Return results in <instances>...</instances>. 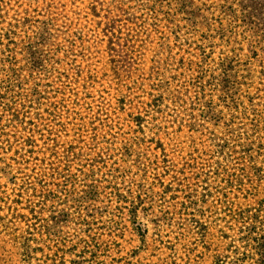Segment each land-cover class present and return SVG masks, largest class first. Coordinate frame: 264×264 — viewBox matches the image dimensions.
<instances>
[{
    "label": "rangeland",
    "instance_id": "374dc122",
    "mask_svg": "<svg viewBox=\"0 0 264 264\" xmlns=\"http://www.w3.org/2000/svg\"><path fill=\"white\" fill-rule=\"evenodd\" d=\"M5 1L6 7L0 3L1 93L8 92L6 81L16 83L15 78H10L11 69L19 71L17 78L24 81L25 86L22 94L12 89L6 96L21 101V95L26 96L35 84L40 86L42 94L48 83L51 84L49 90L53 91L61 84L55 78L57 75L73 76L76 67L80 66L83 70L81 84L91 68L103 78H100L102 89L107 91V94H102L104 99H100L96 90L90 88L95 98L94 112L85 107L78 109L80 117L75 121L91 122L99 111L107 115L110 126L99 131L98 137V147L106 152L101 169L96 170L94 178L90 177L96 151L91 145L93 133L86 131L80 137L79 145L84 156L74 160L67 173L70 182L64 193L59 194L62 205H54L51 210L65 211L69 215L68 220L57 228L59 239L42 245L43 251L38 259L47 257L51 262L60 249H66L68 264H85L92 259L88 254L92 251H96L99 263L130 256L132 264H212L216 249L222 251L226 244L231 243L233 247H238L237 251L243 252L238 238L226 240L217 235L216 231L220 229L230 233L224 224L219 223L213 228V223L224 216L220 214L225 210L223 195L234 198L239 190V187H228L226 181L233 178L232 175H240L244 165L253 162L262 167L264 176V0ZM92 6L100 16L98 21L114 25L123 44L128 43L127 39L136 40L134 60L123 45L116 47V55L118 64L123 67L119 80L125 84L122 90L128 95L126 109L143 114L145 123L142 130L128 120L126 122V115L119 116L118 112L116 115L113 112L119 85H116V76L103 69L104 62L101 63L98 55L102 45L98 44L94 19L89 14ZM9 30L14 32L11 38L14 44L1 37ZM46 32L51 33V38L43 41ZM30 47L42 56L44 53L46 64L41 72L28 70ZM203 53L208 57L205 56L207 58L203 63L205 89L201 90L194 83L198 77V65L205 58ZM221 60L233 67L230 72L234 87L230 107H219L222 95L219 78ZM185 83L190 89L187 104L167 101L160 114L147 108L152 94L160 93L172 99L177 87ZM209 101L221 113L216 118L220 122L218 126L215 125L216 120H209L208 114H205L206 102ZM47 104L45 101L35 104L31 115L41 114ZM191 118L197 124V135L190 137L185 133L184 138L183 134L177 138L172 133L177 128L173 122L182 119L186 121L185 125H189ZM68 120L67 115L56 121L43 118L38 124L45 130L54 131L60 140L72 141L75 139L69 136L72 132L66 134L59 131L60 125ZM227 125L236 136H253V158L245 156L242 163L235 160L227 174H222L223 171L217 174L218 171L213 172L217 168V158L210 133L218 138H227ZM253 129L256 130L253 132ZM227 135L230 145L239 152L241 147L236 146L243 141L234 139L232 134ZM104 136L107 138L104 139ZM151 139L161 140L164 147H158ZM163 149L169 155L168 163L163 162ZM191 155L196 161H192ZM190 164L195 170L186 167ZM166 168H170L169 174ZM18 169L11 170L17 173ZM81 169L86 175L79 172ZM180 170L183 171L180 173ZM162 175L166 185L174 184L176 187L179 184L180 190L164 193L157 186V177ZM93 185L98 193L94 200L84 203L83 198ZM47 187L62 191V187L50 182ZM129 192L134 198L141 197L135 200L138 216L134 221L127 204L119 202V194L128 196ZM189 201L195 205H190L188 212L196 214V219L209 228L207 236L182 237L183 233H188L190 225H187L186 232L183 231L186 226H183L179 210L182 203ZM51 212L42 215L41 224L51 223ZM87 213L91 217L93 239L85 236L79 225L80 215ZM2 247L0 256L11 253L10 242L5 245L0 243ZM11 257L18 264L15 250Z\"/></svg>",
    "mask_w": 264,
    "mask_h": 264
},
{
    "label": "trees",
    "instance_id": "16d2710c",
    "mask_svg": "<svg viewBox=\"0 0 264 264\" xmlns=\"http://www.w3.org/2000/svg\"><path fill=\"white\" fill-rule=\"evenodd\" d=\"M1 6L6 7L7 3L5 0H0ZM89 14L94 19V31L97 33L99 38L98 44H101V50L98 51L100 55L101 63L104 62L105 71L110 75H115L117 81L116 85H119L116 95V109L113 112H118L119 116L126 115V119L138 127L140 130L143 129L145 123V117L143 114L137 111H128L126 106L129 104L128 95L122 90L125 84L120 83V72L123 67L118 64L117 60V46H125L130 51L131 59L134 60L133 55L135 53L136 40L127 39V44L122 43V37L115 31L114 25L103 24L97 20L99 14L96 13L94 6L89 8ZM105 26L103 29L102 26ZM14 35L12 30L1 35L9 42L14 44V40L11 39ZM51 33L46 32L43 35L42 40H48ZM131 44V45H130ZM30 62L28 64V70L32 73L41 72L45 68L46 59L43 53H39L34 47L28 49ZM208 55L203 53V58ZM199 63V71H197L198 77L195 79V84L204 90L203 86V63ZM130 66L132 64H129ZM232 64L221 60L219 63V78L220 85L222 86V95L219 97V107L226 106L230 107V101L232 98V89L234 88L230 79V72L232 70ZM10 78H15L16 83H11L12 80L6 81L8 84L5 89L8 90L6 93L0 92V243L5 245L10 242L12 251L15 250L18 257V264H68L65 258L67 253L66 249H60L56 255V258L50 260L46 257L38 259V255L42 253L43 247L48 241L53 239H59V233L57 228L66 223L69 215L64 213L65 211H52L54 205L61 206V198L59 194L64 193L67 185L70 182L68 178V172L72 168L74 160H80L83 158V149L79 147L81 140L80 137L86 131H92L93 141L92 148L96 151L95 158L91 162L90 177L97 175L96 170L103 164V158L105 150L100 149L98 137L99 131L108 128L110 125L107 115L102 112L95 113L96 118L91 122L75 123L80 117L78 109L86 108L89 112H94L95 98L90 88L95 89L100 96V99H104V95L107 94L101 84L102 77L99 73L93 69H89L85 79H82L80 83L83 70L80 67H76V71L71 74H59L56 79L61 82L60 86L54 88L53 91L49 90L51 84L45 85L46 91L42 94L39 90V85L35 84L31 87L28 94L21 95L23 99L21 101H15L13 97H7L12 89H16L18 94H22L24 91V81H19L17 75L19 71L11 69ZM105 76V75H104ZM106 77V76H105ZM101 78V79H100ZM80 85V87H78ZM157 88V87H156ZM81 90V91H80ZM84 96H81V93ZM176 95H173L172 99H167L163 94L157 93L152 94L150 101L147 104V108L155 113H162L165 102L169 103H182L187 104V97L189 96L190 89L185 83L177 87ZM48 102L43 112L40 114L31 115V108L35 104H43ZM194 110V109H193ZM191 110V111H193ZM205 114H208L209 120H216L215 125H220L218 120V114H221L218 108H215L213 102H206ZM67 115L69 119L65 124L60 125V132L72 135L75 139L72 141L60 140V137L54 131H49L41 128L38 122L43 118L51 119L56 121L62 119ZM190 116H194L191 114ZM125 117V116H124ZM130 118V119H129ZM220 121V120H219ZM184 120H178L173 122L177 125V128L172 132L177 138L185 137V133L192 137L194 134L197 135L199 130L195 127L197 124L194 122V118H191L189 125H185ZM98 124V126H96ZM68 125H72L70 128ZM173 128V127H172ZM207 128V127H206ZM207 130H209L207 128ZM227 134L234 135V139L243 141L236 147H241L240 151L237 152L230 145L229 136L227 138H218L214 133L213 139H211L214 153L217 158V168L213 172L219 174L221 171L227 174L230 169L229 166H234L235 160L246 159L248 156L252 159V152L254 149L253 136L251 134L238 135L236 136L230 125H227L225 129ZM256 129H253L254 132ZM68 136V137H69ZM107 136H104V139ZM104 143H108L105 140ZM151 142H156V145L160 148L164 147L161 140L151 139ZM90 148V149H92ZM10 156L8 157V155ZM6 155V156H4ZM239 156L236 159V156ZM162 156L164 157L163 162L168 163L169 155L165 153L163 149ZM192 161H196L195 156L191 155ZM18 167V172L13 173L12 168ZM189 170H195L193 165H188ZM185 167V168H186ZM235 167H233V170ZM170 168H166V173L169 174ZM180 170L178 172H182ZM242 173L238 176L232 175L233 178H229L226 182L230 189L239 187L234 198H228L224 196V216L214 221L213 228H216L219 223L225 225L230 233L223 231V229L217 230V235L226 240L238 238L243 246L244 251H237L238 247L229 243L226 244L225 248L216 249V254L212 257V264H264V176L262 174V167H258L255 163H247L242 169ZM80 173L86 175L85 172L79 170ZM158 176L157 186L162 189L164 193H175L180 190V185L177 184H165L163 177ZM236 177V178H235ZM53 183L54 186L62 187V191L49 190L47 187L48 183ZM247 189H243L247 187ZM97 190L93 185L89 191L86 192L83 198L84 203H88L97 194ZM129 195L119 194L120 203L127 204L129 213L132 220L137 218V204L136 198L141 199L140 196L133 197L131 192ZM211 194V193H210ZM206 195L205 197H208ZM133 197V199H129ZM174 198V196H173ZM188 202V201H187ZM190 202V201H189ZM195 203H182L179 210L180 219L184 221L186 228L183 231L186 232L187 225H190L188 233H183L182 237L191 235H203L207 236L209 228L203 225L201 221L196 219L197 215L189 213L191 206ZM51 212L52 215L49 217L51 223L47 225L41 224L42 215ZM55 214V215H53ZM218 215V213H217ZM88 213L86 215H80L79 225L85 232V236L89 239L92 238V222L90 221ZM135 224V222H132ZM135 227V226H134ZM262 229V231H261ZM196 230H198L196 232ZM201 231H204L203 233ZM261 231V232H260ZM84 236V239L86 237ZM4 239H8L5 241ZM3 250V247L0 248ZM88 250V249H87ZM86 250V252H87ZM12 251L10 254L3 253L0 256V264H15L12 259ZM73 251V250H72ZM86 252H84L86 254ZM88 253V252H87ZM235 253L234 258L231 259V255ZM91 256V260L85 262L88 264H132L131 257L127 256L123 259L114 258L109 262H98L96 257V251L88 253ZM236 256V258H235ZM71 264H82V263H71Z\"/></svg>",
    "mask_w": 264,
    "mask_h": 264
}]
</instances>
